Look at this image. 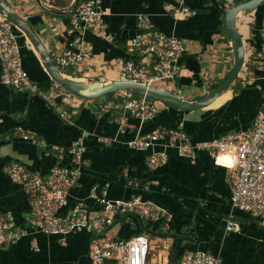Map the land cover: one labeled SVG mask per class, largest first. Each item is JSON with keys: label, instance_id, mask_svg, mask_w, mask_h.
Listing matches in <instances>:
<instances>
[{"label": "crops", "instance_id": "1", "mask_svg": "<svg viewBox=\"0 0 264 264\" xmlns=\"http://www.w3.org/2000/svg\"><path fill=\"white\" fill-rule=\"evenodd\" d=\"M5 1L29 21L53 56L67 47L70 10L86 0ZM99 2L112 40L84 31L82 42L89 57L74 70L75 76H67L95 84L119 79L118 59L130 55L128 43L138 33L139 14L148 16L155 29L184 44L176 83L168 82L170 88L158 87L175 92L185 101H196L232 71L231 39L211 0H185V5L196 10L189 16L173 15L174 0ZM263 15L264 4L237 13L236 28L244 45L243 66L229 89L201 109L177 110L157 101L156 115L141 123L120 106L111 107L104 96L83 100L64 90L57 101L72 113V121L67 122L43 97L0 83V211L11 212L19 224H24L30 210L21 187L7 174L10 164L16 162L46 173L52 165L66 162V158H57L53 147H66L83 136L86 151L82 175L59 214H66L78 202L98 207L89 197L90 190L107 185L109 198L139 195L164 208L169 227L165 230L158 221L137 216H117L105 236L128 239L147 232L149 256L154 260L169 259L170 255L178 260L187 252L204 250L218 257L220 264H264V225L248 213L232 209L230 184L235 171L223 158L200 150L189 159L168 149L165 164L150 166L149 151L126 145L137 133L157 128L180 126L194 143L249 132L264 104ZM25 39L21 34L18 37L20 44ZM21 55L29 79L41 91H48L54 81L39 54L33 47H21ZM229 215L240 222L238 231L226 230ZM93 236L87 230L65 236L29 230L16 243L0 246V264H90Z\"/></svg>", "mask_w": 264, "mask_h": 264}, {"label": "built area", "instance_id": "2", "mask_svg": "<svg viewBox=\"0 0 264 264\" xmlns=\"http://www.w3.org/2000/svg\"><path fill=\"white\" fill-rule=\"evenodd\" d=\"M174 1L177 5L173 7V15L196 14V10L184 4L185 0ZM220 1L226 6L240 2ZM103 15L99 0L82 1L70 10L67 47L52 56L61 72L66 68L78 69L89 57L82 42L84 31L89 30L99 38L112 40ZM136 25L138 33L128 43L130 55L118 59L119 79L147 87H154V83L159 81L175 84L180 73L183 42L155 29L146 15L139 14ZM262 27L264 31V15ZM18 31L12 22L0 15V83L43 97L63 120L72 121V113L57 101L64 91L58 83L53 82L48 91H41L29 79L22 64L21 47L31 46L27 39L23 44L19 43ZM107 103L111 107L120 106L141 123L152 119L157 113L155 100L126 92L116 93L107 99ZM126 145L134 150L149 151L147 160L150 166L165 164L168 149H174L178 155L189 159H194L200 150L208 151L217 159L223 158L235 171L230 184L232 209L248 213L264 225V104L255 115L252 129L246 133L226 134L203 143H194L180 126L157 128L137 133L126 141ZM53 150L57 158H66V162L52 165L46 173L30 170L16 162L8 166L7 174L21 187L30 202V210L24 224H19L11 212L0 211V246L16 243L29 230L61 236L87 230L94 234L89 248L90 264H220L218 257L204 250L187 252L176 263H171L167 258L154 260L149 256L151 240L147 232L128 239L105 236L107 227L117 216H137L143 220L158 221L165 230L169 227V217L164 208L139 195L128 199L109 198L107 185L101 188L94 186L90 190L89 197L99 204L98 207H88L78 202L66 214H59V210L68 204L70 190L79 183L86 145L83 136H80L70 145L53 147ZM225 228L227 231H238L240 222L229 215ZM32 245L35 246L34 240Z\"/></svg>", "mask_w": 264, "mask_h": 264}, {"label": "water", "instance_id": "3", "mask_svg": "<svg viewBox=\"0 0 264 264\" xmlns=\"http://www.w3.org/2000/svg\"><path fill=\"white\" fill-rule=\"evenodd\" d=\"M37 1L39 2V0ZM211 1L220 11L222 26L227 36L231 39L234 64L232 71L222 83L212 88L208 93L196 101H185L175 92L164 88L147 87L138 82L125 81L121 79L112 80L104 84L89 83V89L81 88L64 78V76L67 75L58 69L51 54L29 21L12 10L5 0H0V15H4L7 20L12 22L13 25L30 42L33 49L39 54L42 65L50 78L54 82L58 83L65 91L83 100H94L109 93L126 92L132 95L145 96L150 99L163 102L177 110L193 111L210 105L223 92L227 91L230 85L235 81L244 62V45L236 28L235 17L237 13L254 10L264 2V0H245L232 6L221 7L216 0Z\"/></svg>", "mask_w": 264, "mask_h": 264}, {"label": "trees", "instance_id": "4", "mask_svg": "<svg viewBox=\"0 0 264 264\" xmlns=\"http://www.w3.org/2000/svg\"><path fill=\"white\" fill-rule=\"evenodd\" d=\"M220 4L224 5L223 2H221ZM263 4H264V2L261 4V6H262ZM18 32H19V31H18ZM19 34H21V33L19 32ZM22 36H23V35H22ZM74 70H75V69H72V68H66V69L62 70V72L65 73V74H67V75H70V76H71V75H72V76H75V75H73ZM77 77H79V76H77ZM115 94H116V93H109V94L105 95L104 98H105V99H110V98H112ZM169 261H170L171 263H176L178 260H176V258H174V257H172V256L170 255Z\"/></svg>", "mask_w": 264, "mask_h": 264}, {"label": "bare ground", "instance_id": "5", "mask_svg": "<svg viewBox=\"0 0 264 264\" xmlns=\"http://www.w3.org/2000/svg\"><path fill=\"white\" fill-rule=\"evenodd\" d=\"M30 46L32 47V45L30 44ZM64 78L68 81H70L71 83L81 87V88H85V89H89L90 84L83 78H72L69 76H64Z\"/></svg>", "mask_w": 264, "mask_h": 264}, {"label": "rangeland", "instance_id": "6", "mask_svg": "<svg viewBox=\"0 0 264 264\" xmlns=\"http://www.w3.org/2000/svg\"><path fill=\"white\" fill-rule=\"evenodd\" d=\"M154 87H158V86H163V87H166V88H170V85L168 84L167 81H159V82H155ZM156 101V100H155ZM157 102V101H156ZM153 236V235H152Z\"/></svg>", "mask_w": 264, "mask_h": 264}]
</instances>
